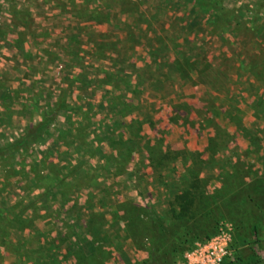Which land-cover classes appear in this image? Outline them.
<instances>
[{"label":"rangeland","instance_id":"1","mask_svg":"<svg viewBox=\"0 0 264 264\" xmlns=\"http://www.w3.org/2000/svg\"><path fill=\"white\" fill-rule=\"evenodd\" d=\"M55 192H169L145 264H264V0H0V204Z\"/></svg>","mask_w":264,"mask_h":264},{"label":"crops","instance_id":"2","mask_svg":"<svg viewBox=\"0 0 264 264\" xmlns=\"http://www.w3.org/2000/svg\"><path fill=\"white\" fill-rule=\"evenodd\" d=\"M168 195L55 192L54 204H36L28 194L19 205V200L9 207L0 204V220L6 217L10 224L6 237H0V264H145L149 252L138 245L135 214L138 208L163 212ZM36 197L48 200L44 192Z\"/></svg>","mask_w":264,"mask_h":264},{"label":"trees","instance_id":"3","mask_svg":"<svg viewBox=\"0 0 264 264\" xmlns=\"http://www.w3.org/2000/svg\"><path fill=\"white\" fill-rule=\"evenodd\" d=\"M53 120V116H49L45 121H43L42 123L38 124L37 127L33 128V129H30L29 131L26 132V135H24L22 138H20V140H18L17 142H15L13 145H10L9 148H14V147H17V146H22L23 144H25V141L27 139V137H31V138H37L41 135L44 134V131L46 130V128L50 125V123L52 122ZM188 200V199H187ZM190 200H188L187 203H189ZM187 207L184 208L181 213L183 215L187 214ZM186 211V212H185Z\"/></svg>","mask_w":264,"mask_h":264},{"label":"built area","instance_id":"4","mask_svg":"<svg viewBox=\"0 0 264 264\" xmlns=\"http://www.w3.org/2000/svg\"><path fill=\"white\" fill-rule=\"evenodd\" d=\"M212 248H214V246L210 243L204 246V248L199 253L200 260L197 262V264H215L220 260L216 252L210 251Z\"/></svg>","mask_w":264,"mask_h":264}]
</instances>
